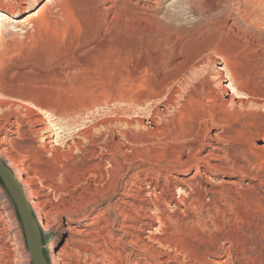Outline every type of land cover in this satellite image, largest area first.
<instances>
[{"label": "rangeland", "instance_id": "1", "mask_svg": "<svg viewBox=\"0 0 264 264\" xmlns=\"http://www.w3.org/2000/svg\"><path fill=\"white\" fill-rule=\"evenodd\" d=\"M114 1V7L105 8L100 0H0V8L10 14V19L0 18L4 31L3 34L0 32V143L9 147L25 170L35 202L31 210L38 221L47 264H137L140 256L131 253L129 244V233H134V230L122 226L129 220L119 211L123 205L120 203L123 197L120 190L130 175L142 169L138 167V159L146 154L142 152L141 141L147 139L157 143L163 139L170 140L191 127L195 114L201 108L199 103L186 96L185 100L179 98L176 109L166 110L158 102L159 108L165 112L166 126L163 125L156 134V126L149 123L148 129L134 125L130 132L122 124L118 127L121 131L108 135V140L113 143L120 141L119 150L133 154V160L122 164V171L127 172V176L115 188V193H111L110 188L104 191L106 180L100 174L105 175L110 169L107 154L97 146L92 150L93 155H88L87 150L91 149L88 142L75 134L105 117H146L144 113H138L137 106L122 101L97 104L111 91L121 92L130 85L127 71L136 62L141 64V68L132 93L139 85L143 89L138 91L145 92L150 84H161L167 77L164 52L156 40L159 33L156 22L128 19L122 10L125 0ZM183 1L163 0L156 15L169 38L183 31L189 35L190 30H194L189 36L187 54L176 69L184 71L185 81L195 88L217 83L216 66H223L219 58L212 56L209 61L204 59L188 66L189 60L210 41L231 57V63L247 69L253 57L244 43L247 37L254 35L264 43V27L258 22L263 12L244 4L243 0H238V3L226 0L223 7L218 6L221 0H194L192 5ZM42 5L45 8L38 11ZM238 7L245 12L241 10L242 13H238ZM201 8H204L203 13ZM19 12L23 14L13 17ZM206 14L217 17L223 25L236 23L241 35L234 38L223 32L209 41L210 34H195L197 22H203ZM241 14L247 19L244 20ZM223 73L227 75L226 71ZM261 79H264V74ZM255 87L264 94V85ZM187 88L183 82L180 95ZM25 100L41 108L38 118L43 121L41 126L47 129L35 132L38 124L33 121L31 109L24 106ZM84 107L87 109H81ZM122 109L128 113L121 115ZM258 112L262 118L259 125H264V107H259ZM143 120L145 124L149 122L146 118ZM217 132L211 129L209 134ZM46 135H50L49 138H44ZM255 137L257 145L264 144L260 141L261 136ZM72 139L82 143L80 151L69 144ZM234 141L228 154L241 169L234 174H208L216 187L225 191L229 189V200L226 199L227 203L230 202L227 206L229 222L224 220L220 232L233 234L234 239L230 243L227 236H221L219 229L207 218L204 225L194 223L186 216L188 211L184 212L180 205L178 209L184 215L183 223H173L170 234L166 236L188 256L187 264H195L192 257L194 259L205 252V264H213L212 259L224 260V249L230 245L233 250L230 251L229 264H264V163L248 154L249 148L241 143L239 136L235 135ZM205 152L203 149L201 154ZM2 161L5 160L2 158ZM92 164L97 168L89 167ZM193 171L183 176L184 179ZM48 181L51 186L53 184L52 189L45 186ZM178 196V191H175V197ZM107 207L110 208L106 210ZM167 209L168 213H174L176 207L171 203ZM96 216L107 220L106 230L100 231L99 225H90ZM172 217L174 220L175 216ZM153 226L146 231L161 235L162 230L157 228V223ZM55 238L57 246L52 248ZM0 264H31L25 230L1 180Z\"/></svg>", "mask_w": 264, "mask_h": 264}, {"label": "bare ground", "instance_id": "2", "mask_svg": "<svg viewBox=\"0 0 264 264\" xmlns=\"http://www.w3.org/2000/svg\"><path fill=\"white\" fill-rule=\"evenodd\" d=\"M100 1L105 8H112L115 6L114 0ZM162 1L163 0H125L122 2V10H124L125 16L130 20L149 19V21L156 22L158 26L156 29L159 32L156 40L158 47L164 52L163 56L166 60L164 61L166 65L163 63L165 76H167L166 80L161 84H150L145 92L142 93L138 91L141 88V85H139L136 87V92L134 91V93H132L131 89H133V84L136 81V75L141 68V64L136 62L127 71V77L131 82L130 85H126L127 89L125 88L124 91L115 93L111 91L109 95L97 103L98 105H107L111 101H122L129 105L137 106L139 108L137 109L138 113H144L146 117L144 116L143 119L146 118L149 122L145 124L143 119H126L121 116L114 118L105 117L96 123L94 121V123H91L79 134H75L81 137L85 142H88L91 147L90 150H87L88 155L89 153L93 155L92 150L97 146L107 154V162L110 169L105 172V175L100 174V177L105 176L106 182L104 191L110 188L111 193H115V188L120 185L127 176V172L122 171V164L126 161H132L133 154L128 155L119 150L118 146L120 141L113 143L111 140H108V135L115 131H121L118 127L122 124L127 128V132H130L131 127L134 125H140L148 129L147 124L149 123L156 126V131L154 133L156 134L162 129L163 125H165V120L163 118L165 112L159 108L158 102H160L166 110H170L178 106L179 98L184 99V96H186L190 99H194L195 102L201 105V108L195 114L193 124L186 131H180L181 133L175 135L170 140L163 139V141L157 143L155 140L149 141L145 139L141 141L142 152L146 154L140 156L138 159V167H142V169L130 175L129 180L125 182L120 190L123 196L120 199V203L123 205H121L122 207L119 211L124 218L129 220V222L127 221L128 223H122V226L134 230V233H129V244L131 253L140 256L137 264H169L170 261H175L180 264L189 263L188 256L177 249V246H174L175 243L174 245L172 244L171 238L166 236L170 234L173 223L179 224L178 222L184 220V215H181V210L178 209L180 205L183 206L184 212L188 211L186 215L189 217L188 219L191 218L192 221H195L194 223L204 225L207 218L212 225L219 229V232L222 229L224 220L226 219V221L229 222V208L227 209V206L230 202H226V199L229 200V198H227V191L229 189L225 191V189L216 187L215 184L211 182L208 174L216 172L234 174L238 169H241L228 154V149H232L235 144V135L240 137L242 144L247 145V148H249L248 154L250 156L256 161L264 163V144L257 145L255 139V136H261L260 141L264 143V125H259V123H261V117L258 112L259 107H264V94L255 87L264 85V79H261L264 74V43L257 35L246 38L244 46L252 53L253 58L247 69H241L231 63V57L228 54L215 47V45L211 43L212 41H210L217 34L223 32L236 38L241 35L238 29L239 27H236V23L223 25L217 17L207 14L204 15L203 22H197V28H195L194 33L210 34L208 37L210 42H207V44L189 60L188 66H194L197 62L204 59L209 61L213 58L212 56L219 58L223 62V66H216L217 83L214 86L206 85L207 87H205L204 85H200V88H195L194 85L188 83L189 81H185L184 71H176L177 67L182 63H179L181 59L183 60V58H185L184 55L187 52L190 40L189 36L194 30H190L189 35L183 31L169 38L164 30L162 22L156 15V12H158L157 8L161 5ZM231 1L236 3L239 2L238 0ZM183 2L188 5L194 4V0H184ZM226 2V0H221L218 6L223 7ZM243 3L253 8H258L263 12L260 14L258 22L262 23L264 27V0H243ZM44 8L45 5H42L38 11ZM241 10L245 12V10ZM241 10L239 7L237 8L238 13H242ZM23 12L16 13L13 17L19 16L23 14ZM201 12H204V8H201ZM9 15L8 11L0 8V18L10 19ZM242 18L246 20L247 16L242 15ZM0 32L2 34L4 32L1 25ZM201 37H203V35ZM239 43L238 41V44ZM224 71L227 73L226 76L223 73ZM183 82L188 85V88L183 91V95H180ZM229 91H231V93H229ZM23 103L25 107L31 109L33 121L38 124L35 128V132H41L47 129L41 126L43 121L38 118L41 108L32 104L33 102L31 103L30 101L25 100ZM81 109L87 108L84 107ZM127 111L126 109H122L120 114L124 115L128 113ZM70 116L71 115H69V117ZM211 129H216L219 132L216 134H209ZM102 135H104V139L101 141ZM49 136L50 135H46L44 138H49ZM130 142L133 141L130 140ZM69 144L73 145L75 149L81 150L82 143L80 141L78 142L72 139ZM203 149L206 152L201 154ZM1 157L6 161V166L13 171L17 182L21 185L30 209H33L35 206V202L32 199L33 191L25 178V170L18 164L16 157L11 154L9 147L2 142L0 143V159L2 160ZM89 167L97 168V165L92 164ZM193 169V173L187 179H184L183 176H187ZM46 174L48 175V173ZM137 181L140 182V185L137 184ZM127 184L128 187H126ZM45 186L52 189L53 184L51 186L48 181V184ZM175 191H178V197H175ZM171 203L176 207L174 213H168L167 211V207ZM125 206H128L129 209H126ZM109 208L110 207H107L106 210ZM172 216H175V221L172 220ZM95 218L96 219L92 221L93 223L90 225L96 224L99 225L98 229L100 231L106 230L108 226L107 220L103 216H96ZM91 219L93 220V217ZM36 222L38 224L37 220ZM155 223L158 225L157 228L162 230L161 235H152V233L149 234L150 230L146 231V229H152ZM146 233L147 235H144ZM220 233L221 236H227L230 243H232L234 239L233 234H226L222 231ZM218 245H220V243ZM56 246L57 238L54 239L51 247L55 248ZM66 249L67 248L64 247V251L68 253L69 251ZM232 250L231 245L225 247L226 259H212V263L229 264L230 251ZM204 255L197 256L194 259L192 257L193 263L205 264Z\"/></svg>", "mask_w": 264, "mask_h": 264}, {"label": "water", "instance_id": "3", "mask_svg": "<svg viewBox=\"0 0 264 264\" xmlns=\"http://www.w3.org/2000/svg\"><path fill=\"white\" fill-rule=\"evenodd\" d=\"M0 180L12 199L26 234L27 249L31 264H47L43 254L42 236L39 226L31 212L21 185L13 172L0 159Z\"/></svg>", "mask_w": 264, "mask_h": 264}, {"label": "trees", "instance_id": "4", "mask_svg": "<svg viewBox=\"0 0 264 264\" xmlns=\"http://www.w3.org/2000/svg\"><path fill=\"white\" fill-rule=\"evenodd\" d=\"M44 253V252H43ZM44 255H45V253H44ZM46 256V255H45Z\"/></svg>", "mask_w": 264, "mask_h": 264}]
</instances>
